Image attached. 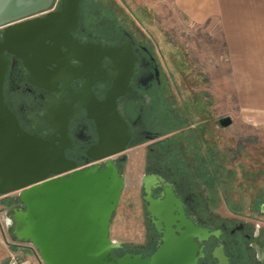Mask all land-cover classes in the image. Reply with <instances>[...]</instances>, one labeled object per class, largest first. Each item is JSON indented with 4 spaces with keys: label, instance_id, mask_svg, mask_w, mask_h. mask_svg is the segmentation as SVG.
I'll return each instance as SVG.
<instances>
[{
    "label": "flooded vegetation",
    "instance_id": "1",
    "mask_svg": "<svg viewBox=\"0 0 264 264\" xmlns=\"http://www.w3.org/2000/svg\"><path fill=\"white\" fill-rule=\"evenodd\" d=\"M73 1L76 11L65 17L55 13L62 0H53L45 10L0 24V53L6 60L2 98L18 125L58 145L61 155L77 168L94 163L101 166L109 156L122 173L125 150L143 148L139 186L144 242L128 250L121 245L114 249L116 254H149L159 242L160 233L147 215V201L142 199L140 178L145 174L152 198L164 196L162 182H167L179 201L171 202L173 215L181 213L208 232L204 238L194 237L202 255L193 264H218L213 254L218 247L225 256L223 264H264V224L238 217L237 204L227 205L234 214L213 213L195 191L190 164L175 146L176 135L182 130H196L208 153L211 151V140L206 139V96L195 90L192 96L177 100L169 88L171 74L164 70L161 51L152 48L138 26L107 21L105 15L95 13L89 0ZM111 1L104 4V12L109 13ZM47 14L51 20L44 31L37 26L28 34L5 35L14 23ZM189 107L201 113L192 126L186 118ZM123 134L124 149L96 158L116 148V138ZM203 165L201 158L194 171H200L199 178L204 176ZM253 209L264 213V200H253Z\"/></svg>",
    "mask_w": 264,
    "mask_h": 264
},
{
    "label": "water",
    "instance_id": "2",
    "mask_svg": "<svg viewBox=\"0 0 264 264\" xmlns=\"http://www.w3.org/2000/svg\"><path fill=\"white\" fill-rule=\"evenodd\" d=\"M53 0H0V24L16 20L30 13L47 9ZM73 0H62L59 17L75 13ZM51 20L42 18L22 20L9 27L6 34L24 35L41 29ZM45 29H43L44 31ZM6 60L0 53V194L16 191L4 204L6 233L12 241L31 245L42 264H193L202 255L194 237H206L207 231L181 213L173 215L174 197L163 181L164 196L152 198L142 175V199L154 229L160 233L159 242L149 254L124 251L118 240L109 236L110 218L116 206L123 175L112 158L106 156L102 164L77 168L62 155L58 145L24 131L5 105L1 79ZM227 125L231 118H217ZM126 135H118L117 147L96 158L124 149ZM18 203V207H16ZM2 209V208H1ZM181 212V210H179ZM213 251L218 264L225 256Z\"/></svg>",
    "mask_w": 264,
    "mask_h": 264
},
{
    "label": "rangeland",
    "instance_id": "3",
    "mask_svg": "<svg viewBox=\"0 0 264 264\" xmlns=\"http://www.w3.org/2000/svg\"><path fill=\"white\" fill-rule=\"evenodd\" d=\"M89 2L95 13L105 15L107 21L138 26L152 48L157 53L161 51L164 70L171 74L169 88L177 100L183 101L195 90L206 96L209 115L206 139L211 140V151L208 153L196 130L184 129L175 139V146L190 164V173L197 186L194 189L201 200L217 215L234 214L227 205H238V217L253 218L254 222L264 224V213L251 210L253 200H264V122H258L264 119L253 117L251 109L240 107L237 97L231 95L230 81L220 79V34L216 30L211 32L209 27L205 30L187 24L172 0H112L109 13L103 8L109 0ZM187 114V123L192 126L201 113L189 107ZM223 115L231 118L227 125L217 122ZM125 152L123 186L110 218L109 236L118 240L123 250H128L144 242L145 217L139 186L144 150L132 147ZM201 158L205 162L204 168L201 167L204 176L199 178L200 171H194ZM15 192L0 194L5 231L10 228L5 224L3 206ZM16 251L22 256L34 258L35 254L37 257L36 250L33 254L26 246L18 245Z\"/></svg>",
    "mask_w": 264,
    "mask_h": 264
},
{
    "label": "crops",
    "instance_id": "4",
    "mask_svg": "<svg viewBox=\"0 0 264 264\" xmlns=\"http://www.w3.org/2000/svg\"><path fill=\"white\" fill-rule=\"evenodd\" d=\"M172 3L187 24L205 30L209 27L211 32L216 30L220 34V79L230 81L231 95L237 97L240 107L249 108L253 117L264 119V0H172ZM2 213L0 264H7L9 252L16 246L2 228ZM32 259L37 261L35 254Z\"/></svg>",
    "mask_w": 264,
    "mask_h": 264
},
{
    "label": "built area",
    "instance_id": "5",
    "mask_svg": "<svg viewBox=\"0 0 264 264\" xmlns=\"http://www.w3.org/2000/svg\"><path fill=\"white\" fill-rule=\"evenodd\" d=\"M11 243L13 244V246H18V245L22 247L26 246V247H29L31 250H34V248L26 242L11 240ZM15 251H16L15 247L13 250H10L9 256L7 259V264H42L38 258L36 261L27 256H20L16 253L17 251L16 252Z\"/></svg>",
    "mask_w": 264,
    "mask_h": 264
},
{
    "label": "trees",
    "instance_id": "6",
    "mask_svg": "<svg viewBox=\"0 0 264 264\" xmlns=\"http://www.w3.org/2000/svg\"><path fill=\"white\" fill-rule=\"evenodd\" d=\"M115 249H116V248H115ZM113 253L116 254V253L114 252V250H113Z\"/></svg>",
    "mask_w": 264,
    "mask_h": 264
}]
</instances>
